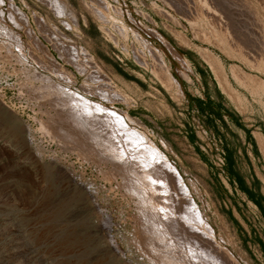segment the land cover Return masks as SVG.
<instances>
[{"label":"rangeland","instance_id":"rangeland-1","mask_svg":"<svg viewBox=\"0 0 264 264\" xmlns=\"http://www.w3.org/2000/svg\"><path fill=\"white\" fill-rule=\"evenodd\" d=\"M61 1L74 21L56 13L45 0H0V42L10 45L11 37L6 35L19 36L33 49L36 60L51 71L44 73L32 60L5 61L0 56V264H162L151 250L152 242L143 234L139 198L127 190L115 165L101 157L87 156L50 129L44 131L42 124L49 122L55 110L34 86L33 89L32 85H24L27 76L23 68L30 67L57 84L58 74L70 73L71 80L75 77V87L81 89L92 73L83 55L86 51L114 89L129 99L128 104L114 101L110 106L127 113L182 174L186 173L184 178L193 201L215 229L214 246L224 247L228 253L233 251L229 257L235 254L243 264H264V153L247 156L243 144L244 133L251 139L250 132L264 136V93L257 97L232 74V67H240L264 80V67L252 68L240 56V52L246 54L253 47L226 44L219 19L212 12L209 17V12L188 0L175 1L195 9L193 26L187 21L186 17L190 18L187 13L180 7L167 5L168 0ZM96 9L107 10L103 15ZM259 11V19L264 23V10ZM20 12V17L25 13L22 18L26 20L19 19ZM100 16L108 22L103 24ZM33 32L54 58L47 60L46 54L34 47L32 40L36 43L38 38ZM156 32L183 54L192 75L171 59ZM58 42L62 48L77 51L78 64L86 69L84 73L77 72L72 61L63 58L64 53H59L61 44L55 46ZM204 53L216 62L213 61L217 76L225 75L229 88L237 92L241 102L230 97L232 92L227 87L223 88L225 85L202 56ZM154 55L165 61L168 75L179 81L177 89L166 86L159 76ZM91 83L89 89L98 88V81ZM210 98L215 103L213 118L205 114V108H199ZM88 99L105 105L95 95L90 94ZM219 113L227 122L218 118ZM208 129L216 133V138ZM189 132H197L200 144L211 147L212 158L216 155L213 158L216 170L207 171L199 166L196 153L187 147L186 139L191 140ZM222 151L225 164L220 162ZM108 218L110 228L106 225ZM108 231L109 236L105 234ZM183 237L184 234L178 238ZM226 249L222 251L227 254L225 259H229Z\"/></svg>","mask_w":264,"mask_h":264},{"label":"bare ground","instance_id":"bare-ground-1","mask_svg":"<svg viewBox=\"0 0 264 264\" xmlns=\"http://www.w3.org/2000/svg\"><path fill=\"white\" fill-rule=\"evenodd\" d=\"M188 1L197 4V6L204 9L205 12H209V14H207L209 17L210 12H212L216 18L219 19L222 23L220 25H223L220 28L223 30L222 32L225 43L228 42L229 44L230 42L233 45L240 44L241 46L243 44L244 46V44H246L252 46L253 48L251 52H246V54L245 52H240V56L244 57L247 64L252 68H258V70L263 69L264 23L259 19V8L264 10V0H197V2L194 0L196 3L192 0ZM45 2H47L56 13L67 15L73 21L75 20L74 16L68 12L66 4L61 0H45ZM176 2L177 1L175 0H168V2L165 1V3L167 5L170 4L171 7L177 6V8L180 7L181 10L185 11L184 14L187 13L190 17H186L187 21H190L193 26V22L196 20L193 18L195 9L193 11V8L189 6L190 4L187 6L185 3L183 5L180 2H178L179 4ZM12 6L14 7V5ZM15 11L16 10L14 9V12ZM21 12L18 16L21 15ZM101 12L97 11L98 14H101ZM104 12H102L103 15ZM22 17H25V13ZM22 17L19 16V19H23L24 21L25 18ZM100 18L103 19L101 20L103 23V21H105L104 17L100 16ZM10 19H12V17H10ZM106 19H108V15ZM209 20L211 21V18ZM13 22L15 23V21ZM105 22H108V20ZM261 24L263 25L262 30H260L262 27ZM28 25L30 24L28 23ZM215 29L216 28H214V30ZM30 31H28L27 34H30ZM123 31L126 36L125 33H127V30L125 27ZM157 34L164 50L171 59L176 61L177 66L188 69L192 75L193 71L183 54L174 48V46H172L162 35L156 32V35ZM218 34H220V32H218ZM6 36L9 38L11 37L10 40L12 43L8 45V42H0V56L3 57L5 61L16 59L18 62H21V58H25L38 64L39 68L45 70L44 73H46V71L51 73V71H49L50 69L44 66L39 59L36 60L34 54H32L33 49H30V47L27 46V43L23 42L19 36L16 37L15 34ZM37 36L36 38H38ZM139 36L137 35V37ZM139 40L142 39L139 38ZM36 41L37 42L34 43L32 40V44H35L34 47L38 46V49L43 51V55L46 54L44 57L46 58L47 56V60L54 58L50 55L47 45H44L39 38L38 40L36 39ZM142 43H144V41H142ZM51 44L53 43L51 42ZM59 44L61 43L58 42L55 46H59ZM11 45L12 47H8ZM60 46L59 48H62V44ZM143 46L147 49L145 44ZM63 48L60 49L61 51L59 50V53H64L65 57L63 58H68L69 61H72V63H70L76 66L74 68L78 69L77 72L80 74L84 73L86 69H83V66L80 67V63L78 64V59L76 57L77 51L74 48L71 49L66 46ZM234 50L237 51V49ZM141 53L144 54L143 52ZM205 54L207 53H204L202 56L212 67L217 76L216 72L218 70L216 71V62L213 60L215 62L213 63L208 57L209 54H207L208 56ZM235 54H238V52ZM83 55L87 60L88 66L92 69V73L84 82L83 86H81V89L75 87V81H73L75 77L71 80L72 78L70 77L72 76H68L70 73L68 75L63 74L64 76L62 74L56 76V78L58 77V80H60L59 85L57 84L58 82L55 83L53 78L51 79L48 75L46 76L42 75L40 72H34L29 69L30 67L28 69H26L27 67L23 68V70L26 71L24 74L27 76V79L24 82L25 87L26 85H32V88L34 86V88L38 90V93L40 92L41 96L43 95L44 98L46 97L48 99V102H51L49 104H52L56 113L51 116L49 122L44 125L42 124V129H50V131H52V133L59 139L63 138L67 142L74 143L79 150L83 151L91 158L97 159L101 157L115 165V171L122 176V179L124 178L127 190L131 191L139 198L141 218L144 225V229L142 228L144 231L143 234L147 236L146 239L148 241L150 240L152 242L150 244L152 246L151 250L157 253L156 255H158L162 264H243L235 254H230L231 256L229 257V253H232L233 251L228 253V249L222 247L224 250L226 249L225 252L228 253L230 260L227 257L225 259L224 256L227 254H224L222 248L214 246L216 244H214V242L212 243V241L215 240V229L206 219L195 201H193L189 186L176 163L171 160V158L149 137L145 130L136 124L127 113L121 112L113 106H110L114 101L128 104L129 99L119 90L114 89L111 81H109L103 72H101L87 51L83 52ZM212 55L219 63L220 60L214 54ZM163 57H165L164 54ZM153 58L158 63L155 69L166 86H172L177 89L180 86V83L177 79L173 78L172 75H168L170 73H168L165 67V61L163 62L161 58L157 57V55H154ZM66 61L68 63V60ZM66 61L64 60V62ZM52 71L57 70L53 69ZM63 72H65V70ZM232 74L241 86L250 90L253 94L257 95V97L259 94L264 93V80L260 79L263 82L260 81L257 79V76L245 72L240 67H232ZM217 78L223 83V85H225L223 88L227 87L228 91L232 92L230 93L231 98H238L237 101L241 100L240 96L236 94L237 92L235 91V93L229 88L225 75L222 76V78L217 76ZM96 80L99 83L98 88L95 90L92 88L89 89L92 84L91 82L97 83ZM95 85L97 86V84ZM178 91L179 90H177V92ZM90 94L95 95L96 98L101 100L105 105L95 103L88 99ZM43 97H41L42 100ZM60 124L64 127H60ZM220 162L223 164L221 159ZM113 173L114 172H112V174ZM114 175L116 174H113V176ZM109 177L111 178L110 174ZM94 220L93 226L96 227L97 223ZM110 224V218L106 219L107 227L110 228ZM108 233H110V231L105 234L109 236ZM182 234H184V237L178 238Z\"/></svg>","mask_w":264,"mask_h":264},{"label":"crops","instance_id":"crops-1","mask_svg":"<svg viewBox=\"0 0 264 264\" xmlns=\"http://www.w3.org/2000/svg\"><path fill=\"white\" fill-rule=\"evenodd\" d=\"M188 98H189V101L193 102V100L190 97H188ZM208 102L210 103V107L211 106L212 107L210 109H207V111H205V114L209 118H213V114L215 113V110H214V107H213L214 105L213 104H215V103L213 101H211V98H210V100ZM218 118H221V119H224V120L226 119V117L224 115H222L221 117H218ZM225 122H227V121L225 120ZM214 123H215V125H217V121L215 119H214ZM207 132L212 137L216 138V136H215L216 133L214 131H212L211 129H208ZM249 134L251 135L252 139L250 137L247 138L248 135L244 133V141H243V144L246 145V147H247L246 148L247 156H251V153H255V152H257V153H264V136H263V134H257L256 136L255 135H252V132H250ZM187 135L191 138V140L190 139H186V142L188 144L187 147L190 148V150H192L193 153H196V157L199 160V162L197 161L198 164H199V166L200 167L201 166H204L207 169V171H208V168L209 169H212V168L215 169L214 163H213V158H216V155L213 156V158H212V155H211L212 149H211V147L207 143L200 144V142L197 139V138H199L198 137L199 135H198L197 132H195L194 134L192 132H189V134H187ZM217 139H219L218 136H217ZM246 140H249V141L247 142ZM164 142L167 144V141L165 139H164ZM204 148H207L208 151H205ZM168 149H170V153H173V151H172L173 149H172V147L170 145H168ZM222 154H223V156H222L223 163L225 164V158H224L225 152L222 151ZM227 156H228L227 158H229V154ZM223 173L225 174V170H223ZM183 174H184V176H186V173H183ZM228 181H230V180L228 179ZM233 184L236 185V187H237V184H235V182H233ZM233 190L235 192H237V189L236 188H233Z\"/></svg>","mask_w":264,"mask_h":264},{"label":"trees","instance_id":"trees-1","mask_svg":"<svg viewBox=\"0 0 264 264\" xmlns=\"http://www.w3.org/2000/svg\"><path fill=\"white\" fill-rule=\"evenodd\" d=\"M199 108L201 110H204V108H205V110L207 111V109H210V103L209 102H206V103H203L202 105L200 104L199 105ZM218 116L221 117L222 114H218Z\"/></svg>","mask_w":264,"mask_h":264},{"label":"water","instance_id":"water-1","mask_svg":"<svg viewBox=\"0 0 264 264\" xmlns=\"http://www.w3.org/2000/svg\"><path fill=\"white\" fill-rule=\"evenodd\" d=\"M175 65V64H174Z\"/></svg>","mask_w":264,"mask_h":264}]
</instances>
